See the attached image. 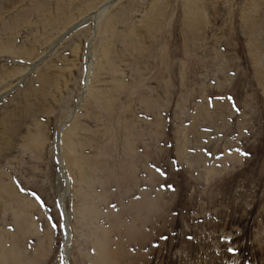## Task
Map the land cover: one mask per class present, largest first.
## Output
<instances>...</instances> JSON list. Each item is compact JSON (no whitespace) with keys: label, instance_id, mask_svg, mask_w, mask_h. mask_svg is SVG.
Wrapping results in <instances>:
<instances>
[{"label":"rangeland","instance_id":"374dc122","mask_svg":"<svg viewBox=\"0 0 264 264\" xmlns=\"http://www.w3.org/2000/svg\"><path fill=\"white\" fill-rule=\"evenodd\" d=\"M0 177L18 264H264V0H0Z\"/></svg>","mask_w":264,"mask_h":264},{"label":"bare ground","instance_id":"6f19581e","mask_svg":"<svg viewBox=\"0 0 264 264\" xmlns=\"http://www.w3.org/2000/svg\"><path fill=\"white\" fill-rule=\"evenodd\" d=\"M107 4V3H106ZM105 5V4H104ZM104 9V8H103ZM99 12V10L97 11V13ZM93 14V13H92ZM107 21V20H106ZM103 59L104 57H106V60H109L108 57H107V52L103 50ZM88 60V59H87ZM103 61V60H102ZM100 62V61H98ZM102 63V62H101ZM110 63V62H109ZM98 64V63H97ZM99 65V64H98ZM101 65V64H100ZM106 67V66H105ZM101 68V67H100ZM103 68V67H102ZM97 69V68H96ZM47 74V73H46ZM43 74L41 76V79L43 80V82H46L48 81V78L49 76H51V74ZM39 76V75H38ZM53 76V75H52ZM39 78V77H38ZM47 83V82H46ZM45 84V83H44ZM119 85V84H118ZM42 86V85H41ZM40 86V87H41ZM34 95V94H33ZM43 104V103H42ZM25 114V113H24ZM5 128V127H4ZM61 129H62V126L59 128V130H57V133L55 135V139H54V145H55V148H56V151H57V161H58V165H59V174L61 175V172L63 170V167H62V156L60 154L61 152V145H62V133H61ZM39 131L36 132L35 135L38 134ZM68 132V131H67ZM65 134V133H64ZM67 134V133H66ZM65 134V136H66ZM68 139L65 141L64 139V142L65 144L68 142L70 143L69 146H68V149L69 150H72L74 153L76 150L81 144L79 142V140H75L73 139L74 136L69 134L68 132ZM63 146V145H62ZM77 151V150H76ZM67 161L68 159V166L70 168V170H72V166L71 164L74 163L75 165V168L80 172L79 173V179L80 181H84L85 179V174H84V170L83 168L85 167L86 163H87V159L85 157H77L76 159H74V157H66L65 158ZM72 161V162H71ZM78 165H77V164ZM68 168V169H69ZM73 171V170H72ZM58 174V175H59ZM64 174V173H63ZM64 177V176H63ZM67 177V176H66ZM68 178V177H67ZM63 179V178H62ZM63 194V193H62ZM62 195L60 194V200H62ZM0 199H1V202L3 203V209H6L5 206H8L10 207L14 213H18L20 219H21V222H26L28 221V217H29V214L31 212V203L30 201L25 197V196H22V195H19V193L9 184H7L6 182H3L1 181V177H0ZM9 203H8V202ZM62 207V206H61ZM88 208V205H86L84 207V209ZM32 217V216H31ZM30 232L28 231V229H24L23 230V237H25L26 234H29ZM25 239V238H24ZM66 245V244H65ZM24 252V251H23ZM25 256V255H24ZM12 261V262H11ZM14 261V262H13ZM19 261H22L20 259V257L14 253L13 251L11 253H7L5 251V249H1L0 250V264H18Z\"/></svg>","mask_w":264,"mask_h":264},{"label":"snow or ice","instance_id":"6c2138e0","mask_svg":"<svg viewBox=\"0 0 264 264\" xmlns=\"http://www.w3.org/2000/svg\"><path fill=\"white\" fill-rule=\"evenodd\" d=\"M240 155H245V153H240ZM161 175H163V173H161ZM33 195H34V197H35V194H33ZM35 198H36L37 202L40 203V199H39V197H35ZM228 251H229V252H232L233 250H232L231 248H229Z\"/></svg>","mask_w":264,"mask_h":264}]
</instances>
